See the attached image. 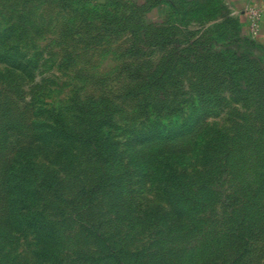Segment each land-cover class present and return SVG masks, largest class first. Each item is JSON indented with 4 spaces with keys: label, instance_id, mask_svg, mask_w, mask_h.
<instances>
[{
    "label": "rangeland",
    "instance_id": "obj_1",
    "mask_svg": "<svg viewBox=\"0 0 264 264\" xmlns=\"http://www.w3.org/2000/svg\"><path fill=\"white\" fill-rule=\"evenodd\" d=\"M53 256L264 264V49L94 0H0V264Z\"/></svg>",
    "mask_w": 264,
    "mask_h": 264
},
{
    "label": "crops",
    "instance_id": "obj_2",
    "mask_svg": "<svg viewBox=\"0 0 264 264\" xmlns=\"http://www.w3.org/2000/svg\"><path fill=\"white\" fill-rule=\"evenodd\" d=\"M138 11L148 21L170 17L195 27L219 26L239 38L252 39L264 49V0H94ZM259 13L256 34L251 11Z\"/></svg>",
    "mask_w": 264,
    "mask_h": 264
},
{
    "label": "trees",
    "instance_id": "obj_3",
    "mask_svg": "<svg viewBox=\"0 0 264 264\" xmlns=\"http://www.w3.org/2000/svg\"><path fill=\"white\" fill-rule=\"evenodd\" d=\"M66 261H67L66 259L56 256L47 257V258L40 257V259H36L35 261L29 260L28 264H71L70 262L66 263ZM6 264H11V262L8 261V263Z\"/></svg>",
    "mask_w": 264,
    "mask_h": 264
},
{
    "label": "built area",
    "instance_id": "obj_4",
    "mask_svg": "<svg viewBox=\"0 0 264 264\" xmlns=\"http://www.w3.org/2000/svg\"><path fill=\"white\" fill-rule=\"evenodd\" d=\"M250 15L252 17V32H253V34H256L257 26H258L259 13L257 11L252 10Z\"/></svg>",
    "mask_w": 264,
    "mask_h": 264
}]
</instances>
